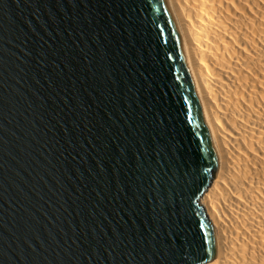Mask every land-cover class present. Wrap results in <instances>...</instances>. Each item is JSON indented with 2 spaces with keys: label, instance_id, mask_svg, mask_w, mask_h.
I'll return each instance as SVG.
<instances>
[{
  "label": "water",
  "instance_id": "obj_1",
  "mask_svg": "<svg viewBox=\"0 0 264 264\" xmlns=\"http://www.w3.org/2000/svg\"><path fill=\"white\" fill-rule=\"evenodd\" d=\"M220 153L170 0H0V264H206Z\"/></svg>",
  "mask_w": 264,
  "mask_h": 264
},
{
  "label": "bare ground",
  "instance_id": "obj_2",
  "mask_svg": "<svg viewBox=\"0 0 264 264\" xmlns=\"http://www.w3.org/2000/svg\"><path fill=\"white\" fill-rule=\"evenodd\" d=\"M220 153L206 264H264V0H170Z\"/></svg>",
  "mask_w": 264,
  "mask_h": 264
}]
</instances>
